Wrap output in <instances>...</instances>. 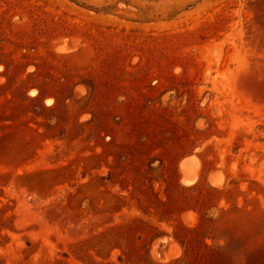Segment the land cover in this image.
<instances>
[{
    "label": "rangeland",
    "instance_id": "obj_1",
    "mask_svg": "<svg viewBox=\"0 0 264 264\" xmlns=\"http://www.w3.org/2000/svg\"><path fill=\"white\" fill-rule=\"evenodd\" d=\"M0 264H264V0H0Z\"/></svg>",
    "mask_w": 264,
    "mask_h": 264
},
{
    "label": "bare ground",
    "instance_id": "obj_2",
    "mask_svg": "<svg viewBox=\"0 0 264 264\" xmlns=\"http://www.w3.org/2000/svg\"><path fill=\"white\" fill-rule=\"evenodd\" d=\"M61 49H63V48H61ZM65 51V50H64ZM32 68V67H31ZM87 113V112H86ZM89 114V113H88ZM192 161H193V159H192ZM195 162H193V164H194ZM192 165V164H191ZM196 165V164H195ZM194 166V165H193ZM183 170V169H182ZM185 173V172H184ZM196 176V175H195ZM186 177V176H185ZM191 177H193V176H191ZM193 180H194V178H193ZM193 180H192V182H193ZM196 180V179H195ZM178 247V246H177ZM180 249V248H179ZM176 250V249H175ZM168 251V250H167ZM181 251V250H180ZM171 253V252H170ZM174 253H176V251L174 252ZM180 253V252H179ZM179 255V254H178ZM165 257H167V256H165ZM164 257V258H165ZM176 257V256H175ZM167 258H169V257H167ZM169 260H171V259H169Z\"/></svg>",
    "mask_w": 264,
    "mask_h": 264
}]
</instances>
